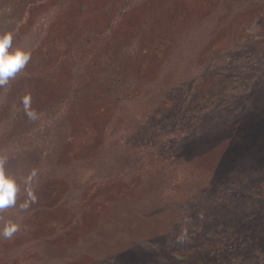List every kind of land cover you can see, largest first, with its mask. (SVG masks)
Wrapping results in <instances>:
<instances>
[{
  "label": "rangeland",
  "instance_id": "obj_1",
  "mask_svg": "<svg viewBox=\"0 0 264 264\" xmlns=\"http://www.w3.org/2000/svg\"><path fill=\"white\" fill-rule=\"evenodd\" d=\"M0 31L31 52L0 154L38 171L0 264H264V0H0Z\"/></svg>",
  "mask_w": 264,
  "mask_h": 264
},
{
  "label": "clouds",
  "instance_id": "obj_2",
  "mask_svg": "<svg viewBox=\"0 0 264 264\" xmlns=\"http://www.w3.org/2000/svg\"><path fill=\"white\" fill-rule=\"evenodd\" d=\"M30 59V50L20 46L13 47V34L10 31H0V88L6 87L10 80L15 79ZM21 103L25 115L30 120L39 118V114L31 107L30 95H23ZM7 160L6 155L0 154V238L5 240L11 239L20 230L19 223L10 218H5V212L17 207L20 212H26L32 204L37 202L36 187L38 186V171L36 169H32L20 181L15 175L6 172ZM21 183L23 188H21ZM21 192L25 198L17 205ZM200 219H203L202 214ZM187 223H190V220L186 219L185 224ZM189 242L187 228H182L180 234L172 241L175 246H183ZM177 259H182V257L178 256Z\"/></svg>",
  "mask_w": 264,
  "mask_h": 264
},
{
  "label": "trees",
  "instance_id": "obj_3",
  "mask_svg": "<svg viewBox=\"0 0 264 264\" xmlns=\"http://www.w3.org/2000/svg\"><path fill=\"white\" fill-rule=\"evenodd\" d=\"M156 53H158V51H157ZM156 53H155V54H156ZM85 140H86V139H85ZM250 140H251V138H250ZM86 141H87V140H86ZM88 141H90V137H88ZM184 258H190V257H189L188 255H187V256L185 255ZM190 261H192L193 263L197 264L196 260H195L193 257L190 258Z\"/></svg>",
  "mask_w": 264,
  "mask_h": 264
}]
</instances>
